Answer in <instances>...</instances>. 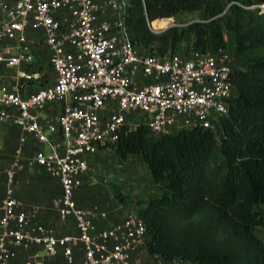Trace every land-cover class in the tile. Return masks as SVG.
<instances>
[{
  "label": "built area",
  "instance_id": "obj_1",
  "mask_svg": "<svg viewBox=\"0 0 264 264\" xmlns=\"http://www.w3.org/2000/svg\"><path fill=\"white\" fill-rule=\"evenodd\" d=\"M127 7V0H0L5 12L0 17V68L16 71L11 83L0 74V124L21 132L19 148L4 171L0 264H9L16 249L29 251L34 245L40 253L24 264H45L59 250L66 264H188L149 255L145 224L137 214L99 230L94 224L98 207L83 208L75 198L92 157L115 143L119 127L143 123L155 137L194 127L216 131L236 94L230 81L235 59L229 52L159 56L136 48L124 24ZM108 13H115L116 20L102 19ZM29 27L42 33L55 82L23 95V85L42 79L30 70ZM49 105H62V112L42 122L41 112ZM28 137L37 148L27 163L58 181L60 194L51 207L61 219L73 220L76 236L56 237L13 196L24 168L20 147ZM73 245L83 254L79 263ZM145 257L149 262L141 261Z\"/></svg>",
  "mask_w": 264,
  "mask_h": 264
},
{
  "label": "trees",
  "instance_id": "obj_2",
  "mask_svg": "<svg viewBox=\"0 0 264 264\" xmlns=\"http://www.w3.org/2000/svg\"><path fill=\"white\" fill-rule=\"evenodd\" d=\"M127 1L124 24L136 48L159 56L229 51L235 59L236 94L216 131L194 127L155 137L143 123L116 131L110 149L121 160L140 156L159 190L136 211L147 253L188 264H264V241L255 233L264 225V16L256 8L264 0ZM196 12L200 22L150 29ZM112 196L124 207L132 202L120 190Z\"/></svg>",
  "mask_w": 264,
  "mask_h": 264
},
{
  "label": "crops",
  "instance_id": "obj_3",
  "mask_svg": "<svg viewBox=\"0 0 264 264\" xmlns=\"http://www.w3.org/2000/svg\"><path fill=\"white\" fill-rule=\"evenodd\" d=\"M117 18V15L115 13H108L106 15L102 16V19L108 22H113ZM26 37L28 39V42L30 43L32 53L34 55V63L31 66L30 70L34 72H38L42 79L40 81L31 82L28 84H25L21 88V92L23 95H29L31 93L36 92L39 88H42L44 86H50L55 82V74L52 71L51 67L48 64V56L47 52L43 43V37L42 33L39 31L34 30L33 28L29 27L25 31ZM7 43H13V40H7ZM16 71L14 70H5L0 68V74L4 77V79L11 83L12 77L15 75ZM62 112V105H49L45 107V109L41 112L42 122L49 121L53 119L55 116L59 115ZM14 128L18 131V133H9L7 134L9 144H0V202L5 198V192H6V179L4 175L5 169L10 165L13 158L15 157V151L19 148V137L21 135V132L18 128L14 126ZM17 137V144L13 145L12 141L13 139ZM35 144L34 140L30 137H28L27 142L25 145L21 146V155H22V149H26V147H32ZM15 146V147H14ZM14 147V151L12 153ZM108 150V149H105ZM105 150H101L100 152H103ZM94 155L91 159V165L95 161ZM28 160H25L24 168L18 172L15 184L13 186V196L16 200H18L23 207H25L27 210L30 207H33V205L38 204L33 200V196L39 195L40 198H44L46 195V190L48 186L58 185L60 190V185L57 180L51 179L48 181V184L44 183V180L41 178V180H37V177L35 175V171L39 168L35 166H30L27 163ZM43 173V172H42ZM44 174V173H43ZM45 175V174H44ZM47 176V175H45ZM48 177V176H47ZM40 181V182H39ZM38 183V190L32 188V185L35 183ZM157 187V185L155 184ZM158 189V188H157ZM159 190H157V194L152 196H158ZM75 198L80 206L83 208H91L94 206L98 207V214L96 215L94 219V224L96 225L97 229L104 230L112 227L114 224L121 222L123 218L131 213L129 212L128 207H134L136 206V209L142 208L147 203V200L143 204H139L137 206V203L132 204L133 201L130 197V201H132L131 204L124 207L121 204H119L112 195L108 194L104 187L97 186L95 184V180L91 174H89V171L85 174L83 177V185L80 189H78L75 193ZM40 208V207H39ZM261 213L264 215V206H261L260 208ZM42 210V208H41ZM44 212H41L37 216V223H41L47 227L51 226L53 227L54 232L56 231L57 234H59V230L63 228L62 224L70 225L74 222L71 219H65L62 224L59 222L56 223H48V219L44 217ZM55 228V229H54ZM75 228V226H74ZM71 232V231H70ZM76 233V229H75ZM256 235L264 241V225L262 227H258L255 230ZM73 253H74V260L75 262L79 263L82 258L83 254L81 249L77 245L72 246ZM41 247L34 245L30 248L29 251H23L22 249H16V255L13 260L9 262V264H24L27 258L31 254H37L40 253ZM143 263L149 262V258L145 257L141 260ZM45 264H66L62 255L61 250H59L58 254L55 257L45 259Z\"/></svg>",
  "mask_w": 264,
  "mask_h": 264
},
{
  "label": "rangeland",
  "instance_id": "obj_4",
  "mask_svg": "<svg viewBox=\"0 0 264 264\" xmlns=\"http://www.w3.org/2000/svg\"><path fill=\"white\" fill-rule=\"evenodd\" d=\"M227 10V7L224 9V12ZM264 11V10H263ZM264 16V13L261 12ZM5 12L0 8V17H4ZM201 16L200 13H184L178 15L176 17L170 18L169 24L174 21L178 27H184L194 22H200ZM168 24V25H169ZM167 25V26H168ZM152 30H159L155 28V25L150 26ZM164 29V28H160ZM193 38H190L189 41L182 43L183 49H188L189 46L192 44ZM225 43L226 49L232 50L234 45L232 39L225 33ZM229 52V51H227ZM140 119H138L139 121ZM18 133V131L14 128L13 125L9 123L0 124V144H9L7 134L9 133ZM17 137L11 140L13 145L17 144ZM15 147V146H14ZM14 147L12 153L14 151ZM37 146L34 144L32 147H26V149H22L21 159L23 162L25 160H29L32 158ZM35 175L37 180H44L45 184H48V181L52 178L45 176L40 169L35 171ZM89 174H91L95 180V184L97 186H103L104 190L112 195L113 190H120L121 193L127 197L132 198V204H143L149 197H152L157 194V187L152 182L148 170L141 160L140 156L134 155L127 157L126 160H121L117 154L112 150L108 149L103 152L97 153L95 156V161L89 169ZM40 182V181H39ZM15 184V183H14ZM38 183L32 185V188L38 190ZM14 186V185H13ZM60 194V190L58 185H51L48 186L46 190V195L43 198H40L39 195L33 196V200L38 204L33 205V207L28 208V210L35 211L34 219L37 222V216L39 213L44 212L43 215L48 219V223L52 225L53 223L59 222L62 224L64 221L55 213V211L51 207V202L53 199L57 198ZM40 207V208H39ZM42 208V210H41ZM129 212L136 214V206L128 207ZM52 223V224H51ZM63 228L59 230V234L53 230V227L49 226L53 231L56 237H63V236H76L74 225H65L62 224ZM55 229V228H54ZM71 231V232H70Z\"/></svg>",
  "mask_w": 264,
  "mask_h": 264
},
{
  "label": "bare ground",
  "instance_id": "obj_5",
  "mask_svg": "<svg viewBox=\"0 0 264 264\" xmlns=\"http://www.w3.org/2000/svg\"><path fill=\"white\" fill-rule=\"evenodd\" d=\"M263 10H264V5H263ZM168 24H169L168 19L159 20L155 23V28L156 29L165 28ZM151 25H152V23H151Z\"/></svg>",
  "mask_w": 264,
  "mask_h": 264
},
{
  "label": "water",
  "instance_id": "obj_6",
  "mask_svg": "<svg viewBox=\"0 0 264 264\" xmlns=\"http://www.w3.org/2000/svg\"><path fill=\"white\" fill-rule=\"evenodd\" d=\"M256 8H259L261 11L263 10L262 6H256ZM160 20H163V19H160ZM150 26H151V24H150ZM176 26H177V25L175 24V22L172 21V22H171L168 26H166L164 29L152 30L151 27H150V29H151L152 32H154V33H160V32H162V31H164V30H166V29H168V28L176 27Z\"/></svg>",
  "mask_w": 264,
  "mask_h": 264
}]
</instances>
